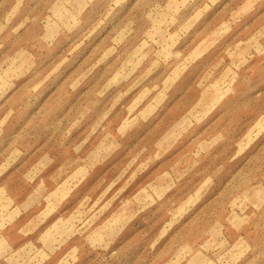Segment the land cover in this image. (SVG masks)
Here are the masks:
<instances>
[{
	"label": "rangeland",
	"instance_id": "1",
	"mask_svg": "<svg viewBox=\"0 0 264 264\" xmlns=\"http://www.w3.org/2000/svg\"><path fill=\"white\" fill-rule=\"evenodd\" d=\"M0 264H264V0H0Z\"/></svg>",
	"mask_w": 264,
	"mask_h": 264
}]
</instances>
